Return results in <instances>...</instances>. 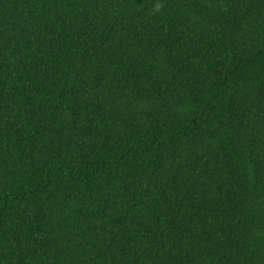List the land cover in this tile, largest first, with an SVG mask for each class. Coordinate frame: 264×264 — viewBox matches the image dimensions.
I'll return each instance as SVG.
<instances>
[{"label":"trees","instance_id":"1","mask_svg":"<svg viewBox=\"0 0 264 264\" xmlns=\"http://www.w3.org/2000/svg\"><path fill=\"white\" fill-rule=\"evenodd\" d=\"M0 264H264V0H0Z\"/></svg>","mask_w":264,"mask_h":264}]
</instances>
